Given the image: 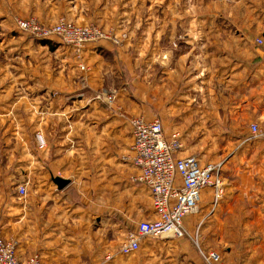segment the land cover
<instances>
[{
	"label": "crops",
	"instance_id": "0c3cea01",
	"mask_svg": "<svg viewBox=\"0 0 264 264\" xmlns=\"http://www.w3.org/2000/svg\"><path fill=\"white\" fill-rule=\"evenodd\" d=\"M17 18L95 23L122 42L85 45L77 58L17 31ZM0 29L1 235L17 242L19 261L199 264L189 238H145L117 253L138 222L155 219L122 160L129 121L141 116L181 135L180 157L221 164L225 195L213 210L210 190L201 193L198 216L183 219L189 235L209 251L232 218L238 261L264 264V144L247 140L251 124L264 125V0H0ZM215 136L236 142L227 162L199 157ZM56 177L69 184L58 189Z\"/></svg>",
	"mask_w": 264,
	"mask_h": 264
},
{
	"label": "built area",
	"instance_id": "2783aa9c",
	"mask_svg": "<svg viewBox=\"0 0 264 264\" xmlns=\"http://www.w3.org/2000/svg\"><path fill=\"white\" fill-rule=\"evenodd\" d=\"M19 32L38 41H59L75 50L79 58L82 48L100 41H112L117 44L111 33L104 32L94 25H77L65 18H59L51 26L42 25L34 18L15 20ZM258 44H262L258 40ZM80 69L84 70L81 65ZM107 105H112L115 95L102 92L98 96ZM132 133V145L122 160L130 163L137 174L133 182L144 185L149 191L152 212L155 219L140 221L119 245L117 253L121 256L131 255L140 249L145 238L169 237L175 239L189 238L199 251L205 264H219L221 256L212 250L202 251L199 246L198 232L190 236L183 226V219L197 214L201 193L210 190L211 207L214 210L224 196L225 181L221 177V164L208 163L200 166L195 156L180 157L183 151L181 135L174 132L165 136L162 123L158 118L146 120L135 116L129 121ZM40 147L43 140L37 135ZM264 139V125L249 126L248 141ZM20 197L26 195L25 186L17 188ZM0 222V264H41L38 255L21 262L17 257V242L2 237ZM111 257L107 256L106 260Z\"/></svg>",
	"mask_w": 264,
	"mask_h": 264
},
{
	"label": "rangeland",
	"instance_id": "374dc122",
	"mask_svg": "<svg viewBox=\"0 0 264 264\" xmlns=\"http://www.w3.org/2000/svg\"><path fill=\"white\" fill-rule=\"evenodd\" d=\"M88 25H94V26L99 27L95 23L88 24ZM14 26L16 27V22H14ZM99 28H101V27H99ZM16 30L18 31L17 27H16ZM102 30L104 32L111 33L112 37H114L116 42H118L115 45H119L122 42V39L117 38L111 29H108L106 31L104 29H102ZM258 40H260V39H258ZM258 40H257V44H258ZM112 43L114 44L115 42H112ZM261 43H262V41H261ZM80 70L86 71L87 69L85 68L84 70H82V69H80ZM102 92H106V91H104V90L100 91L98 93V96L100 94H102ZM107 93H109V92H107ZM115 101H116V95H115L113 104L115 103ZM103 103H105V102H103ZM234 141L235 140L230 139L228 136H215V139L210 142L212 145H207V146H209L208 148H212V149L209 150L203 146L202 151L198 152L199 157L203 158L205 161L208 160V162L209 161H216L217 159H224V160H226L225 162H227L231 158V155H230L231 151L235 150L234 147L236 145V142H234ZM258 141H259V143L264 144V139H259ZM228 143H230V144H228ZM225 146H226V150L223 149ZM225 187H226V185H225ZM225 187H224V195H225ZM198 214L199 213L194 214V215H190L187 217L195 218L198 216ZM229 221L231 224H230V226L227 225L225 227V229L223 231L222 239L215 238V237L212 238L213 243H215L217 246L216 245L215 246L210 245L211 247H209V248H211V249L208 248V250L216 251L220 254L221 262L219 264H221V263L222 264H243V261L240 260V258L238 261V258H237L238 252L243 250V248L237 246L238 239H237V231H236V222H234L232 218H230ZM155 238H163V237H155ZM198 242H199V246H200L202 251L207 250V248H204L203 244L200 241H198ZM196 251H197L196 253H197L198 260H199V264H205L199 255V251L198 250H196Z\"/></svg>",
	"mask_w": 264,
	"mask_h": 264
},
{
	"label": "water",
	"instance_id": "95a60500",
	"mask_svg": "<svg viewBox=\"0 0 264 264\" xmlns=\"http://www.w3.org/2000/svg\"><path fill=\"white\" fill-rule=\"evenodd\" d=\"M53 182L55 183V185L58 187V189H63L65 188L68 184H69V181L68 180H65V179H62V178H53Z\"/></svg>",
	"mask_w": 264,
	"mask_h": 264
}]
</instances>
